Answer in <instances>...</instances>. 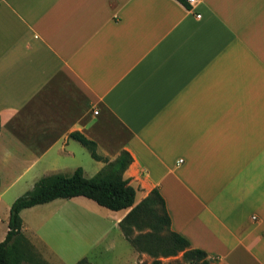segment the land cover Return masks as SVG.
<instances>
[{"label": "crops", "instance_id": "1", "mask_svg": "<svg viewBox=\"0 0 264 264\" xmlns=\"http://www.w3.org/2000/svg\"><path fill=\"white\" fill-rule=\"evenodd\" d=\"M190 5L0 0V167L29 174V192L84 169H57L81 151L89 178L127 154L136 204L157 189L192 248L220 264H264V0ZM38 206L21 212L23 232ZM128 211L114 212L116 229Z\"/></svg>", "mask_w": 264, "mask_h": 264}, {"label": "rangeland", "instance_id": "2", "mask_svg": "<svg viewBox=\"0 0 264 264\" xmlns=\"http://www.w3.org/2000/svg\"><path fill=\"white\" fill-rule=\"evenodd\" d=\"M78 146L82 148L81 145ZM124 157L125 155L121 154L118 159ZM79 163L85 170L87 175L85 176L89 178L93 173L91 165L94 163L85 151H81L73 161L61 160V165L57 169H64L62 172L72 173L76 167L74 165L78 166ZM108 164L111 165L109 170L112 173L118 171L119 165L116 166L115 161ZM50 170L52 171V168ZM21 171L22 169L18 168L0 167V185L2 187L0 190L2 197L0 217L3 221L7 213L6 204H13L18 197L24 195L31 188L26 184L30 175L22 174ZM44 171L46 170L37 168L35 173L38 177H42L45 174ZM19 177L21 178L19 179ZM69 200L57 199L50 204L39 205L24 213L26 224L24 233L29 238L32 247L27 259L22 264H40L44 261H48L50 264H76L83 258H86L91 264H153L154 260L160 261V264H191L183 259V253L172 257L155 258L146 252H138L122 235L121 230L115 228V217H113L115 211L101 207L85 197L79 198V201L82 202L80 205L73 204L74 202ZM156 211L158 215L163 216L159 207L156 208ZM146 221L153 222L150 214L147 215ZM5 224L6 221L0 223V241H2ZM68 224L72 230L68 229ZM149 233H153L150 227L143 231L135 229L133 237ZM161 234L164 235L165 231ZM101 235L100 240L99 238L95 239ZM38 240L40 242L46 240L55 252L50 253L52 249L44 248ZM91 243H93V247L89 248ZM84 252L87 253L85 256L82 254ZM207 260V264H220L219 260L213 256H208Z\"/></svg>", "mask_w": 264, "mask_h": 264}, {"label": "trees", "instance_id": "3", "mask_svg": "<svg viewBox=\"0 0 264 264\" xmlns=\"http://www.w3.org/2000/svg\"><path fill=\"white\" fill-rule=\"evenodd\" d=\"M185 8L190 9L188 0H176ZM70 137L86 148L95 160H101L97 153L96 144L79 133ZM117 159L119 165L116 172H111L108 164L96 177L87 178L84 170L79 167L71 175L56 174L41 178L34 188L18 197L10 209L8 232L4 241L0 242V264H22L31 251V242L23 232L21 212L24 209L50 203L57 199H72L85 197L96 202L99 206L111 211L129 210L120 221L119 228L126 240L138 251L157 257H172L183 253V259L191 264H207L208 254L192 248L189 241L172 229L171 217L167 211L166 202L157 189L136 204V189L123 179V174L131 162V158ZM159 207L163 216L158 215ZM153 222H147V215ZM151 228L152 234L133 237L134 230L143 231ZM165 231L162 235L161 232ZM40 264H50L46 261ZM76 264H91L86 258ZM153 264H160L154 260Z\"/></svg>", "mask_w": 264, "mask_h": 264}, {"label": "built area", "instance_id": "4", "mask_svg": "<svg viewBox=\"0 0 264 264\" xmlns=\"http://www.w3.org/2000/svg\"><path fill=\"white\" fill-rule=\"evenodd\" d=\"M195 1H196V0H188L189 4H193V3H195ZM198 17H200V15H199ZM97 113H98V112H96V114H97Z\"/></svg>", "mask_w": 264, "mask_h": 264}]
</instances>
